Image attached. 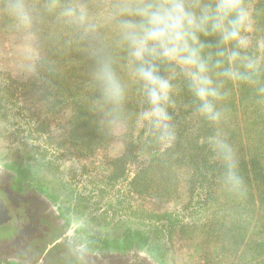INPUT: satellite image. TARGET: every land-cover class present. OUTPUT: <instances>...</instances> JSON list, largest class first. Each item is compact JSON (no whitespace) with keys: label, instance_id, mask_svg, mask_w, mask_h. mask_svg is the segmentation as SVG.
Masks as SVG:
<instances>
[{"label":"rangeland","instance_id":"374dc122","mask_svg":"<svg viewBox=\"0 0 264 264\" xmlns=\"http://www.w3.org/2000/svg\"><path fill=\"white\" fill-rule=\"evenodd\" d=\"M9 2L0 0V95L8 120L23 128L16 138L55 163L67 189L87 206L89 216L121 231H164L171 264H257L242 248L226 250L216 239L213 226L223 213L198 209L205 205L206 193L198 188L197 175L210 172L200 167V160L203 156L211 160L207 146L196 148L197 141L207 144L208 136L200 135L199 120L174 118L177 136L170 146L149 142L137 119L129 127L126 123L119 134L77 128L80 108L73 99L93 91L68 67L43 65L44 53L46 58L52 55L45 50L51 40L38 38L34 23L29 29L18 25L8 11ZM26 2L36 22L41 1ZM252 2L257 6L258 0ZM89 102L84 101L88 108L94 104ZM180 103L179 96L173 116ZM243 119L229 117L227 126L239 121L243 126Z\"/></svg>","mask_w":264,"mask_h":264},{"label":"clouds","instance_id":"9594fccd","mask_svg":"<svg viewBox=\"0 0 264 264\" xmlns=\"http://www.w3.org/2000/svg\"><path fill=\"white\" fill-rule=\"evenodd\" d=\"M7 8L18 25L33 26L26 0H10ZM49 11L81 39L96 42L89 85L101 131L123 130L131 86L148 141L170 146L177 136L176 99L186 96L191 113L211 130L207 147L219 162V187L245 194L237 150L225 131L227 105L229 86L264 100V6L252 0H106L97 13L85 0H59Z\"/></svg>","mask_w":264,"mask_h":264},{"label":"flooded vegetation","instance_id":"af4514ba","mask_svg":"<svg viewBox=\"0 0 264 264\" xmlns=\"http://www.w3.org/2000/svg\"><path fill=\"white\" fill-rule=\"evenodd\" d=\"M7 115L0 95V264H171L164 231L91 218Z\"/></svg>","mask_w":264,"mask_h":264},{"label":"trees","instance_id":"16d2710c","mask_svg":"<svg viewBox=\"0 0 264 264\" xmlns=\"http://www.w3.org/2000/svg\"><path fill=\"white\" fill-rule=\"evenodd\" d=\"M40 1V9L37 10L38 16L34 22V28L37 29L38 38L51 40L48 48L45 46V50L46 52L52 51V55L48 56V59L44 53L43 65H47L49 62L51 63L49 68L68 67L71 73L80 76L84 81L83 83L89 85V73L93 65L90 49L96 42L81 39L80 34L75 29L66 26L58 19L56 12L49 11V7L57 4L59 0ZM85 2L95 12L100 13L106 0H85ZM257 6H264V0H258ZM100 22L103 23L102 17ZM100 31L104 32L105 29L102 27ZM72 83L75 85V81ZM229 88H231V96L227 105L229 117L244 119L243 126H241L240 121L236 122L237 126H230V124L227 126L226 124L225 131L237 150L240 173L245 182V194L242 197H236L221 190L217 182L220 173L219 162L211 153V160L205 156L201 157L200 160V167H205L210 172L202 171L197 175L199 178L198 188L206 193V202L203 200L205 205L198 209L205 214L211 213L219 216L220 213H223L222 218L216 219L213 231L216 234V239L226 247V250L240 247L246 258L250 257L257 264H264V100H258L248 88H232V86ZM90 91L93 92L77 94L73 99V102L80 108L76 127H84L85 130L89 127L91 132L96 128V132H98L101 131L97 126L101 114L93 111L91 104L89 108L84 104L86 100H90L89 103H91L96 99V93L91 87ZM78 95L80 99H77ZM180 97L182 103L177 107L178 114L173 116V119L183 120L195 117L188 107L187 97ZM140 106L135 88L130 86L125 106L128 127L129 123L135 121ZM195 119L198 121L196 117ZM198 126L200 135L203 134L202 136H204L205 132L207 135L210 134L211 130L200 121ZM231 127L234 130H230ZM205 142L206 140L200 142V146L197 141L196 148L199 151L204 147L206 148Z\"/></svg>","mask_w":264,"mask_h":264}]
</instances>
